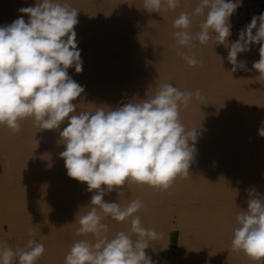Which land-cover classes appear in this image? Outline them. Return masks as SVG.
<instances>
[{"label":"bare ground","instance_id":"6f19581e","mask_svg":"<svg viewBox=\"0 0 264 264\" xmlns=\"http://www.w3.org/2000/svg\"><path fill=\"white\" fill-rule=\"evenodd\" d=\"M36 2L0 0V27L21 16L27 22L28 15L19 9ZM67 2L79 9L74 31L83 70H67L85 89L73 101L77 113L144 100L163 83L199 89L202 97L193 98L180 114L186 128L199 127L188 177H177L167 190L126 184L104 200L122 206L142 202V226L161 234L145 250L153 264H257L242 251L233 252L231 239L236 216L247 210L248 190L264 196V137L259 134L264 127V81L252 67L260 59V44L238 54L245 68L233 72L228 60L233 38L219 45L194 41V47L183 51L203 64L190 67L176 54L172 24L180 12H191L197 0H181L175 11L162 15L144 10L143 0ZM257 2L240 0L245 5ZM202 19L192 17L193 32ZM20 124L16 134L0 125V244L15 250L35 240L45 247L36 264H64L74 242H94L91 235H77V228L95 190L89 192L86 183L67 175L60 157L65 150L60 132L67 120L53 130L35 127L30 118ZM102 222L110 238L130 232V221L107 217ZM13 264H19L18 258Z\"/></svg>","mask_w":264,"mask_h":264},{"label":"clouds","instance_id":"9594fccd","mask_svg":"<svg viewBox=\"0 0 264 264\" xmlns=\"http://www.w3.org/2000/svg\"><path fill=\"white\" fill-rule=\"evenodd\" d=\"M180 4L181 0H143V9L162 15L175 11ZM239 6L240 0H197L191 12H180L172 24L176 29L172 35L179 46L176 54L190 67L202 65V59L183 49L194 47V41L201 45L210 40L215 45L227 44L230 17ZM19 12L27 14L29 20L25 22L21 16L0 27V125L16 134L21 131L20 121L25 119H32L41 130L59 129L67 120L60 132L65 146L60 157L65 161L67 175L86 183L89 192L95 190L91 207L79 217L77 228V235H91L94 242H74L64 264H153L145 250L149 241L159 239L161 234L155 228L142 226L138 215L142 202L136 199L122 206L106 202L104 196L130 183L167 190L177 177H188L199 127L186 128L180 114L193 98L202 99L200 90H181L163 83L144 100L115 109L96 107L77 113L73 101L85 89L67 70H83L74 31L79 9L67 0H37L35 6L22 7ZM193 16L203 17L196 32L191 30ZM251 44H260V59L252 67L260 73L258 80L264 81V13L253 16L239 32V39L231 44L228 60L233 72L245 68L237 57ZM259 134L264 137V127ZM248 196L247 210L236 216L231 246L233 252L242 251L261 264L264 196L254 189L248 190ZM107 217L117 222L130 221V232L119 231L110 238V229L102 222ZM44 252V245L35 240L15 250L0 244V264H13L15 258L19 264H36Z\"/></svg>","mask_w":264,"mask_h":264},{"label":"rangeland","instance_id":"374dc122","mask_svg":"<svg viewBox=\"0 0 264 264\" xmlns=\"http://www.w3.org/2000/svg\"><path fill=\"white\" fill-rule=\"evenodd\" d=\"M261 11L264 12V2L262 1L258 0L257 4L253 5L240 4L235 13L230 17L231 35L227 38V42L232 38L234 41L238 40L239 32L251 22L253 16L258 17ZM253 34H255V29L253 30ZM212 35L214 36L215 33ZM253 59H255L254 56ZM253 59H251L252 62L254 61ZM173 235H175V233Z\"/></svg>","mask_w":264,"mask_h":264},{"label":"built area","instance_id":"2783aa9c","mask_svg":"<svg viewBox=\"0 0 264 264\" xmlns=\"http://www.w3.org/2000/svg\"><path fill=\"white\" fill-rule=\"evenodd\" d=\"M264 13L263 11L260 12V14Z\"/></svg>","mask_w":264,"mask_h":264}]
</instances>
